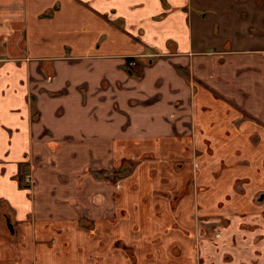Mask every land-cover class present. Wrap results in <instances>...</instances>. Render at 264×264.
<instances>
[{"label":"crops","instance_id":"1","mask_svg":"<svg viewBox=\"0 0 264 264\" xmlns=\"http://www.w3.org/2000/svg\"><path fill=\"white\" fill-rule=\"evenodd\" d=\"M191 115L203 235L219 221L196 252L191 197L167 199L190 176L173 159ZM127 163L109 201L123 217L104 222L92 194L114 181L97 175ZM7 218L25 243L8 262L131 264L134 246L137 264H264V0H0Z\"/></svg>","mask_w":264,"mask_h":264},{"label":"rangeland","instance_id":"2","mask_svg":"<svg viewBox=\"0 0 264 264\" xmlns=\"http://www.w3.org/2000/svg\"><path fill=\"white\" fill-rule=\"evenodd\" d=\"M193 114V113H192ZM197 131V124L194 120V115H191V121L188 123V129L185 134H179L178 137L186 138V141H188V149H184V154L181 157L176 156L173 159V162L176 164V168L181 169L189 167L190 176L188 180L186 181L185 185L182 187V189L177 193H169L167 195V199L170 201L172 210L174 212H177L178 206L182 203V201L187 198L191 197L193 209H192V220L195 224V230H194V250L195 252L199 250L200 248V240L203 238H210L214 235H218V232L214 230V228H217L219 225V221L211 220V224L213 225L212 229L207 232V234L204 236L202 233V230L199 228L200 223H202V204H201V198L202 194L204 193L206 187L202 185L201 183V176L203 175L202 172V151L196 144L198 133ZM211 154V153H210ZM149 154H145L143 157L147 158ZM127 169V167H126ZM182 172V171H181ZM119 176V172L116 173ZM103 178V177H98ZM106 178H112L113 183V190L112 192L107 194H92V203H96L98 206H100V209L94 210L96 214H100L104 222L107 223H114L115 221L119 220L123 217L122 213L119 210H116L114 207L110 206L109 201H114L120 191L122 190V184L120 177L114 176H108ZM234 190L239 192H244L246 190V181L245 180H236L234 181ZM258 197V196H257ZM103 209V210H101ZM96 214L92 213V215L89 212L80 213L81 223L82 225H92ZM11 219V217H10ZM9 219V220H10ZM92 220V222H91ZM10 223L12 224L13 232L8 226V223L3 219L1 222V229H0V249L2 248L3 251H1V261L0 264H20L18 262H9L7 261V252L9 250L14 249V251L19 252V250H22V248L25 247V243L22 241L21 237H18V231L15 228V224L12 220H10ZM83 225V226H84ZM198 225V228H197ZM203 225V224H202ZM109 229L107 230V232ZM213 234V235H212ZM197 236V241H196ZM203 237V238H202ZM94 238V233L92 231V240ZM56 239H53L51 243H55ZM114 250L122 243L118 239H114L113 242ZM124 249L129 253L131 257V264H137V256H136V248L134 246H126ZM34 255V252H33ZM23 264V263H22ZM30 264H40L38 261H32Z\"/></svg>","mask_w":264,"mask_h":264},{"label":"flooded vegetation","instance_id":"3","mask_svg":"<svg viewBox=\"0 0 264 264\" xmlns=\"http://www.w3.org/2000/svg\"><path fill=\"white\" fill-rule=\"evenodd\" d=\"M129 65L130 66H135L136 65V61H135L134 58H132L129 61ZM126 167H127V169H126ZM128 169H130L129 172L123 173V172H126ZM132 171H133V166L130 165L129 163H127V164H125V165H123V166H121L119 168L112 169V170H109V171L100 172V173H98L97 177H103L104 178V177H108V176H114V175H117L116 173H118V172H119V176H126V175L130 174ZM25 176L29 177V182L28 183H26V181L24 180L26 185L29 186V185H31V184H33L35 182V178H34L33 173L31 172V169H29V171H27L25 173ZM85 212L86 211H82V213H85ZM7 219L8 220L6 222L8 223V226L11 229V231L13 232L12 224L10 223L9 218H7ZM10 225H11V227H10Z\"/></svg>","mask_w":264,"mask_h":264},{"label":"built area","instance_id":"4","mask_svg":"<svg viewBox=\"0 0 264 264\" xmlns=\"http://www.w3.org/2000/svg\"><path fill=\"white\" fill-rule=\"evenodd\" d=\"M25 181H26V183H28L29 182V177L26 176Z\"/></svg>","mask_w":264,"mask_h":264},{"label":"water","instance_id":"5","mask_svg":"<svg viewBox=\"0 0 264 264\" xmlns=\"http://www.w3.org/2000/svg\"><path fill=\"white\" fill-rule=\"evenodd\" d=\"M130 171V169H128L126 172H123V173H127V172H129ZM10 227H11V225H10Z\"/></svg>","mask_w":264,"mask_h":264}]
</instances>
